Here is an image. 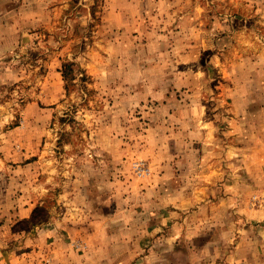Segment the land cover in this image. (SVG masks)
Wrapping results in <instances>:
<instances>
[{
  "label": "rangeland",
  "instance_id": "374dc122",
  "mask_svg": "<svg viewBox=\"0 0 264 264\" xmlns=\"http://www.w3.org/2000/svg\"><path fill=\"white\" fill-rule=\"evenodd\" d=\"M263 173L264 0H0V264H264Z\"/></svg>",
  "mask_w": 264,
  "mask_h": 264
},
{
  "label": "built area",
  "instance_id": "2783aa9c",
  "mask_svg": "<svg viewBox=\"0 0 264 264\" xmlns=\"http://www.w3.org/2000/svg\"><path fill=\"white\" fill-rule=\"evenodd\" d=\"M263 182H264V173H263ZM264 203V188L256 194L252 199V204L255 206H260Z\"/></svg>",
  "mask_w": 264,
  "mask_h": 264
},
{
  "label": "trees",
  "instance_id": "16d2710c",
  "mask_svg": "<svg viewBox=\"0 0 264 264\" xmlns=\"http://www.w3.org/2000/svg\"><path fill=\"white\" fill-rule=\"evenodd\" d=\"M71 65L72 64L65 65V68H66V70H65V77H66L67 83L68 82H72L75 79V77L73 75V69H72V66Z\"/></svg>",
  "mask_w": 264,
  "mask_h": 264
}]
</instances>
